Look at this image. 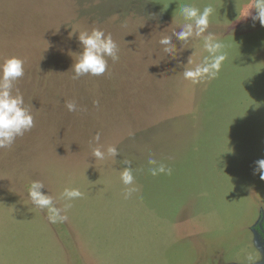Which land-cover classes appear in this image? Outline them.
<instances>
[{
    "label": "rangeland",
    "instance_id": "obj_1",
    "mask_svg": "<svg viewBox=\"0 0 264 264\" xmlns=\"http://www.w3.org/2000/svg\"><path fill=\"white\" fill-rule=\"evenodd\" d=\"M187 2L214 7L209 31L228 54L216 79L195 85L182 73L207 55L202 41L175 57L159 44L184 23L178 0H0V63L25 61L15 86L34 117L0 149V264H264V180L253 172L264 159V27L243 17L252 0ZM93 28L112 35L119 60L73 80L77 37ZM97 146L119 155L95 160ZM149 157L172 174L151 176ZM122 160L135 177L128 199ZM32 181L58 208L65 188L84 196L51 223Z\"/></svg>",
    "mask_w": 264,
    "mask_h": 264
},
{
    "label": "clouds",
    "instance_id": "obj_2",
    "mask_svg": "<svg viewBox=\"0 0 264 264\" xmlns=\"http://www.w3.org/2000/svg\"><path fill=\"white\" fill-rule=\"evenodd\" d=\"M179 7L174 13V19L177 15L183 18L184 23L179 31H173L171 35H164L160 38L159 44L162 50L170 56L175 57L178 50L184 49L185 45L200 40L203 43L207 55L195 67L189 68L188 64L192 61L188 58L187 64L183 70V78L192 84H200L217 78L223 63L227 59L226 45L218 39L216 35L209 31L210 17L215 14V9L211 4L205 5L202 9L187 2V0H178ZM255 9L256 14L251 15L249 10ZM251 16L253 25L259 21L261 27H264V0H252V6L243 17ZM179 42L180 47L173 42ZM79 45L82 51L79 53V59L72 65L73 80H78L83 76L99 77L108 70V59L113 63L119 60V46L114 41L110 33L99 28H93L91 32H81L78 35ZM25 61L18 57H10L0 63V149H10L18 137H22L26 132L34 127V117L29 108L25 106L24 97L15 86L16 82L24 76ZM15 93V94H14ZM98 103V102H97ZM65 107L69 112L82 111L75 101L65 102ZM93 140L99 145L100 134L97 133ZM93 157L95 160H104L106 156L117 157L118 150L115 147H108L106 151L101 146L93 148ZM124 165L120 174V180L125 186L122 193L125 199H128L136 191L135 177L131 168V161L122 160ZM254 174L259 173L260 179L264 180V159L255 162ZM148 172L151 176L171 175L172 169L164 163L149 157ZM45 189L40 181H32L28 189V195L38 209L46 210L48 219L51 223H62L67 220L66 213L72 207L71 201L83 198L78 188H65L61 198L66 201L63 208L55 206L53 198L44 194L41 190ZM248 264H255L256 261L249 255L246 257Z\"/></svg>",
    "mask_w": 264,
    "mask_h": 264
},
{
    "label": "crops",
    "instance_id": "obj_3",
    "mask_svg": "<svg viewBox=\"0 0 264 264\" xmlns=\"http://www.w3.org/2000/svg\"><path fill=\"white\" fill-rule=\"evenodd\" d=\"M195 260H194V263L196 264L198 262V259L196 257H194ZM213 260V259H212ZM225 260V259H224ZM227 262V260H225ZM232 263V261H230ZM235 264H239V263H236L235 261H233ZM202 264H214V261H210V260H207L205 262H203ZM230 264V263H228Z\"/></svg>",
    "mask_w": 264,
    "mask_h": 264
},
{
    "label": "water",
    "instance_id": "obj_4",
    "mask_svg": "<svg viewBox=\"0 0 264 264\" xmlns=\"http://www.w3.org/2000/svg\"><path fill=\"white\" fill-rule=\"evenodd\" d=\"M263 223H264V217L262 218V222H261L260 225H259V226H260V229H261L262 232L264 233V228H263V227H264V224H263Z\"/></svg>",
    "mask_w": 264,
    "mask_h": 264
},
{
    "label": "trees",
    "instance_id": "obj_5",
    "mask_svg": "<svg viewBox=\"0 0 264 264\" xmlns=\"http://www.w3.org/2000/svg\"><path fill=\"white\" fill-rule=\"evenodd\" d=\"M258 230H259V232L262 234V236L264 237V233H263L262 230L260 229V226H258Z\"/></svg>",
    "mask_w": 264,
    "mask_h": 264
}]
</instances>
